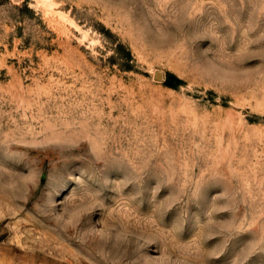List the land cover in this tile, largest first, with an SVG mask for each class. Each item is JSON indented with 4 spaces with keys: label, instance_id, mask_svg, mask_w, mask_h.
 I'll list each match as a JSON object with an SVG mask.
<instances>
[{
    "label": "rangeland",
    "instance_id": "rangeland-1",
    "mask_svg": "<svg viewBox=\"0 0 264 264\" xmlns=\"http://www.w3.org/2000/svg\"><path fill=\"white\" fill-rule=\"evenodd\" d=\"M0 264H264V0H0Z\"/></svg>",
    "mask_w": 264,
    "mask_h": 264
},
{
    "label": "water",
    "instance_id": "water-1",
    "mask_svg": "<svg viewBox=\"0 0 264 264\" xmlns=\"http://www.w3.org/2000/svg\"><path fill=\"white\" fill-rule=\"evenodd\" d=\"M157 76H160V74H159V73H157Z\"/></svg>",
    "mask_w": 264,
    "mask_h": 264
}]
</instances>
